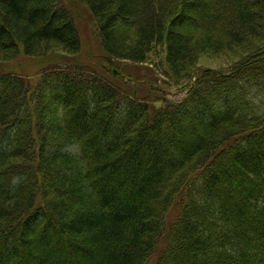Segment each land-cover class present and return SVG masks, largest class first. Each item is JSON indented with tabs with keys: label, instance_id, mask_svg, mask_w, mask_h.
I'll use <instances>...</instances> for the list:
<instances>
[{
	"label": "trees",
	"instance_id": "1",
	"mask_svg": "<svg viewBox=\"0 0 264 264\" xmlns=\"http://www.w3.org/2000/svg\"><path fill=\"white\" fill-rule=\"evenodd\" d=\"M77 1L109 59L161 49L194 82L171 103L78 67L1 73L0 264H264V0ZM81 45L59 0H0V61Z\"/></svg>",
	"mask_w": 264,
	"mask_h": 264
},
{
	"label": "rangeland",
	"instance_id": "2",
	"mask_svg": "<svg viewBox=\"0 0 264 264\" xmlns=\"http://www.w3.org/2000/svg\"><path fill=\"white\" fill-rule=\"evenodd\" d=\"M59 1L71 13L76 22L82 44L79 55L69 56L60 52H50L45 58L36 60H29L21 56L14 63L10 64L0 61V74L9 72L13 75L29 79L33 84H37L45 68L48 69L53 65H66L72 68H83L101 80L108 79L115 81L120 87L124 86L120 81L123 80L125 86H127V90L137 91L140 98L150 97L149 94L154 95L156 98L159 95L158 92H161L165 99L171 103H180L186 99V91L188 90V86L194 82V79L183 83V85H174V82L166 74L168 72L163 50L158 49L150 56L153 64L149 61L145 64H132L111 60L101 49L99 37L94 30L95 24L85 10L84 4H81L77 0ZM240 57V54L231 53L220 56H203L197 65V70L201 72L209 70L227 74L233 65L239 61ZM50 62H54V64H49ZM113 72L116 76H119V80L115 77L113 78ZM53 105L56 106L55 110L59 107V103ZM61 117H64L63 113ZM222 161H225V159ZM222 161L220 162L221 164ZM225 163H228V161L226 160ZM194 198L197 201L200 200L197 195Z\"/></svg>",
	"mask_w": 264,
	"mask_h": 264
}]
</instances>
